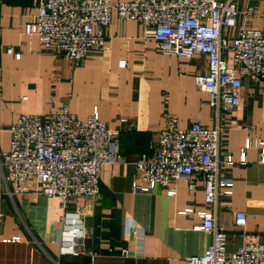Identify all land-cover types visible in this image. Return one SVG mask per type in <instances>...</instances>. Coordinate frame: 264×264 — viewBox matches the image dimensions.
<instances>
[{
    "label": "crops",
    "instance_id": "crops-1",
    "mask_svg": "<svg viewBox=\"0 0 264 264\" xmlns=\"http://www.w3.org/2000/svg\"><path fill=\"white\" fill-rule=\"evenodd\" d=\"M122 1L131 0H112ZM237 3L240 14L231 35L243 26L264 28V0ZM249 5L255 10L246 15ZM37 12L35 0H0V161L10 148V128L20 114H46L61 106L80 119L97 112L111 128H119L121 159L103 168L98 201L80 197L67 206L69 212L81 214L84 225L79 254L63 251L55 240L63 226L61 198L15 194L0 166V264H187L212 242V235L199 229L198 212L212 209L205 203L203 182L181 178L176 195L160 185L135 191V162L150 152L168 115L176 116L182 128L195 120L210 128L219 126L221 156L232 154L238 161L249 127L264 140V82L246 78L241 104L229 115L217 114L209 93L194 78L207 70L205 56L186 60L164 54L151 29L116 18L101 28L105 50L73 62L43 48L38 36L26 35ZM9 46L21 51L20 58L7 51ZM263 148H248L246 164L220 168L222 176L234 180L232 195H220L216 207L229 252L246 241L264 243ZM191 182L196 188L189 187ZM240 210L248 215L242 228L234 224V212Z\"/></svg>",
    "mask_w": 264,
    "mask_h": 264
},
{
    "label": "built area",
    "instance_id": "built-area-1",
    "mask_svg": "<svg viewBox=\"0 0 264 264\" xmlns=\"http://www.w3.org/2000/svg\"><path fill=\"white\" fill-rule=\"evenodd\" d=\"M37 14L26 26L29 37L38 36L43 48L51 49L73 62L85 60L92 51L105 50L102 27L116 18L135 20L149 28L164 54L190 60L205 56L208 68L196 73L198 87L209 93V104L217 114L229 115L241 104L240 91L246 78L264 82V28L243 26L231 35L240 14L238 0H35ZM249 5L243 13L251 15ZM7 51L20 58L21 51ZM27 99V96L24 97ZM122 123L126 118H121ZM11 141L0 166L7 172L15 194L36 192L61 198L62 228L56 239L63 251L79 254L85 236L79 212H69V202L80 197L98 201L99 180L105 166L121 159L118 137L97 112L80 119L67 106L46 114L22 113L11 125ZM222 129L195 120L182 128L176 116L168 115L158 130L151 150L135 162L139 175L135 191H149L155 185L176 195L181 178L204 184L205 203L210 210L198 212L199 229L212 235V242L187 264H264V243L246 241L228 251V234L219 225L216 207L219 196L232 195L234 180L222 176V165L246 164V150L264 145L248 128L247 142L236 161L232 154L221 156ZM264 162V148L260 149ZM191 182L189 187L196 188ZM1 216V215H0ZM248 215L234 212V224L245 227ZM20 240V238H13Z\"/></svg>",
    "mask_w": 264,
    "mask_h": 264
}]
</instances>
